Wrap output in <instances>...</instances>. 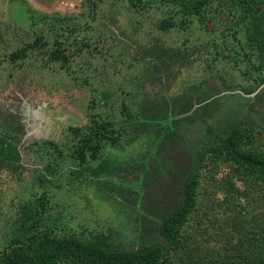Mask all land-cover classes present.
<instances>
[{
    "label": "rangeland",
    "instance_id": "1",
    "mask_svg": "<svg viewBox=\"0 0 264 264\" xmlns=\"http://www.w3.org/2000/svg\"><path fill=\"white\" fill-rule=\"evenodd\" d=\"M219 3L211 0L208 21L212 32H207L197 18L184 28L160 30L157 23L173 8L161 2L136 11L130 0H0V135L9 132V140L20 153L12 165H0V252L13 233L21 205L36 203L38 197L52 205V217L63 218L59 226L66 231L104 237L112 246L129 250L164 243L157 223L146 217L177 202L178 172L186 168L197 172L205 166L210 147L218 145L233 127H251L264 143V82L254 79L264 77V67H258L262 58L254 44H247V58L244 53L227 59L217 54V45L239 49L224 25L225 18L233 14L218 8ZM32 9L39 18L32 19ZM232 12L240 13L237 5ZM258 24L264 25V16L253 23ZM56 30L64 46L74 51L65 66L48 58ZM39 35L48 41L46 48H26V56L11 59L14 51ZM237 35L247 38L244 30ZM155 45L183 53V61L169 72L168 79L165 65L152 53ZM223 50L222 54H230ZM93 114L120 129L129 150L140 147L131 144L136 136L132 128L147 125L143 124L146 116L151 117L149 125H161L162 132L171 130L176 145H167L174 160L167 171L169 181L146 184L143 177L134 180V176V183L129 182L131 174L117 173L114 178H103L111 180L105 186L109 194L104 191L103 196L97 191L103 181L73 180L71 157L54 162L55 172L47 170L46 165L58 156L57 146L64 155L70 152L67 125H87ZM157 133L150 140L152 150L164 142V134L157 137ZM142 139L147 143L148 138ZM64 171L68 177L61 179ZM209 172L214 177L222 175L219 168ZM211 189L199 192L200 210L188 226L191 237H187L184 252L176 256L192 251L201 255L202 246L207 245L205 252L216 264L222 263V245L230 241L227 221H223L234 222L240 216V199ZM247 189L243 204L262 208L257 187L242 184L244 194ZM137 190L141 194L135 200L130 192ZM150 190L160 191L158 201L143 196ZM229 198L231 205H227ZM221 200L225 207L218 206ZM208 232L219 237H207Z\"/></svg>",
    "mask_w": 264,
    "mask_h": 264
},
{
    "label": "trees",
    "instance_id": "2",
    "mask_svg": "<svg viewBox=\"0 0 264 264\" xmlns=\"http://www.w3.org/2000/svg\"><path fill=\"white\" fill-rule=\"evenodd\" d=\"M130 1L132 8L136 11L151 8L157 2L172 5L173 8H170L172 10L167 11L168 15L157 23L158 28L162 31L177 26L184 28L193 18H197L204 30L212 32L211 23L208 21V8L211 0ZM219 1L218 8H227L230 14H233L230 19L229 15L225 18L224 25L227 31L233 35L239 49L225 45L224 47L230 51V54L224 55L221 51L224 47L217 45V54L227 59L234 53L237 55L244 53L247 58L246 46L254 44L256 51L259 52L258 55L262 58L258 67L263 69L264 25L255 26L253 23L264 16V7H262L264 0ZM236 5L240 10L239 14L232 12ZM29 13L32 19L39 18V13H36L34 9ZM41 17L47 18L46 15H41ZM51 19L57 23L61 21L58 16H51ZM242 30L244 33L246 32V39L237 35V32H242ZM57 34L59 32L56 30L54 45L50 49L48 58L50 61H60L65 66L70 63V56L74 54V51H71L70 45L64 46ZM43 37V35H39L35 40L27 42L24 47L11 54V59L26 56V48H46L48 41H42ZM153 48V55H156L161 64L166 67L168 73L165 77L168 79L169 72L183 61V53L170 52L171 50L161 48L159 45H155ZM254 79L259 84L264 82V77L261 76L254 77ZM152 112L151 110L150 113L152 114ZM97 116L93 114L90 123L84 126L67 125L70 152L68 155H64V152L57 146L58 156H54L52 162L46 165L47 170L55 172L54 162L59 163L65 156L71 157L75 163L72 166L74 168L72 174L75 177L73 180H82L87 177L90 180L103 181L97 187V191L103 196H106L104 191L108 193L105 186L111 181L103 178L105 176L114 178L117 173L131 174L129 182L139 180L141 177L144 178L146 184L152 181L155 184L157 182L164 183L165 180L169 181L167 171L174 164V160L170 159L173 154L170 155L168 152L170 147L167 145H176L171 141V130L166 129L162 132L159 130V128H163L161 125H149L152 124L149 121L151 117L146 116L143 124L147 125L144 127L137 125L135 129L132 128L136 136L132 138L131 144L137 143L140 144V147L129 150L127 145L124 146L127 140L120 129H117L111 121ZM250 128L233 127L226 136L221 137L218 145L210 147L205 166H201L197 172H192V169L188 170L187 168L178 172L180 189L177 202L166 204L164 207L166 211L159 210L158 214L146 217L157 223L164 243H152L149 246L129 250L112 246L104 237L93 238L74 231H66L65 228L59 226L60 223H63L61 221L63 218L52 217V205L48 201H44L42 197H38L36 203L31 201L21 205L18 218L13 222V233L7 237V246L0 252V264H216V259H212V255H209L208 251L205 252L206 249L209 250L206 244L201 248V251L204 250L200 252L201 255H194L193 251L189 255H175L184 252L187 237H191L192 233L188 230V226L193 223L192 221L196 219L200 210L197 207L199 192H212L211 188H215L225 197L232 196V198L240 199L238 202L240 209L237 212L240 216L233 219L234 222L228 218L223 221H227L228 229L226 231H229L230 241L222 245V250L225 253L222 263L219 264H264V148H262L264 143ZM127 131L125 130L126 134L129 132ZM156 133L157 137L164 134V142L161 144L160 141L155 144L156 146L152 150L154 144L151 141L155 139ZM143 136L148 138L147 143H142ZM9 137H11L9 132L4 133V136L0 135V165H12L13 160L20 157L18 147L9 140ZM137 151L140 155H136ZM218 168L222 175L220 177L219 174L215 177L211 176L209 171ZM64 176L68 177L65 171L62 172L61 179ZM43 177L42 182L46 181V177ZM73 180L71 177L70 182ZM242 184L257 187V199L262 203V208L257 210L253 206L248 208L251 203H248L247 206L243 204L242 197L243 195L246 197L249 190L247 189L244 194V191L241 190ZM139 193V190L130 192L131 197H136L135 200L139 199ZM110 196L114 200L119 199L108 195V197ZM117 196L119 197V195ZM143 196L158 201L160 191L150 190ZM231 203L232 200L229 198L227 205H231ZM224 205H226L225 200H221V203L218 204L220 207H225ZM204 216H208L207 213H204ZM55 222L58 224L54 225ZM205 235L207 237L218 236L215 232H208Z\"/></svg>",
    "mask_w": 264,
    "mask_h": 264
},
{
    "label": "bare ground",
    "instance_id": "3",
    "mask_svg": "<svg viewBox=\"0 0 264 264\" xmlns=\"http://www.w3.org/2000/svg\"><path fill=\"white\" fill-rule=\"evenodd\" d=\"M50 122V121H49ZM51 124V123H50Z\"/></svg>",
    "mask_w": 264,
    "mask_h": 264
}]
</instances>
